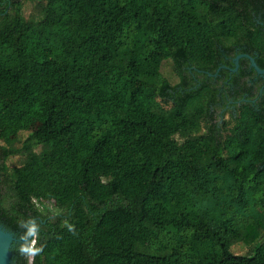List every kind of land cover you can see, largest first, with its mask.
Instances as JSON below:
<instances>
[{"label": "trees", "instance_id": "obj_1", "mask_svg": "<svg viewBox=\"0 0 264 264\" xmlns=\"http://www.w3.org/2000/svg\"><path fill=\"white\" fill-rule=\"evenodd\" d=\"M255 17L264 0H0V224L39 218L43 248L13 264H264V101L219 126L189 72L241 44L264 68Z\"/></svg>", "mask_w": 264, "mask_h": 264}, {"label": "flooded vegetation", "instance_id": "obj_2", "mask_svg": "<svg viewBox=\"0 0 264 264\" xmlns=\"http://www.w3.org/2000/svg\"><path fill=\"white\" fill-rule=\"evenodd\" d=\"M255 22L264 26V19L261 17H255ZM220 52L222 59L217 62L213 73L197 70V74H194L195 68L189 69L193 89L203 90V83L210 84L207 91L213 95L212 120L219 126L230 121L231 116L237 115L244 105L258 109L264 101V76L259 75L251 63L252 58L264 70L258 63V60H262L259 53L252 51L246 44L235 45L231 50L220 47ZM54 218L55 216L51 217Z\"/></svg>", "mask_w": 264, "mask_h": 264}, {"label": "clouds", "instance_id": "obj_3", "mask_svg": "<svg viewBox=\"0 0 264 264\" xmlns=\"http://www.w3.org/2000/svg\"><path fill=\"white\" fill-rule=\"evenodd\" d=\"M19 226L24 229L22 235L19 237V240L22 242L18 248L19 253L26 256H35L40 253L43 250L42 246H36L41 231L39 221L34 217H29L21 221Z\"/></svg>", "mask_w": 264, "mask_h": 264}, {"label": "water", "instance_id": "obj_4", "mask_svg": "<svg viewBox=\"0 0 264 264\" xmlns=\"http://www.w3.org/2000/svg\"><path fill=\"white\" fill-rule=\"evenodd\" d=\"M241 58V57H240ZM238 58L236 60L237 64L239 62ZM252 67L256 70L259 75L264 76V70L258 67L255 60L251 58ZM21 241L18 237L7 230L4 226L0 224V264H13L14 254L13 248L15 245L20 244Z\"/></svg>", "mask_w": 264, "mask_h": 264}, {"label": "rangeland", "instance_id": "obj_5", "mask_svg": "<svg viewBox=\"0 0 264 264\" xmlns=\"http://www.w3.org/2000/svg\"><path fill=\"white\" fill-rule=\"evenodd\" d=\"M22 13L25 16V18L28 20L30 26H34V24H35L34 21L37 18L38 19L41 18L39 10H38V8L36 6V3H33V2H25L23 4ZM166 71L169 73V69L168 68L166 69ZM39 128H40V125H37V126L33 127V130H38ZM26 136H27V134L22 136L21 139L24 140ZM23 160H24L23 156H16V157L10 158L7 161L6 164H7V166L9 168H14V167H16L18 165H21ZM232 251L236 255H246V254L249 253V249H247V247H244V246H241V245H238V246L234 247L232 249Z\"/></svg>", "mask_w": 264, "mask_h": 264}]
</instances>
